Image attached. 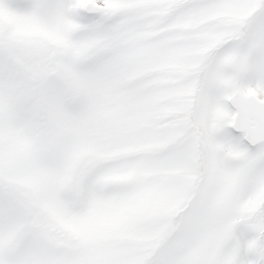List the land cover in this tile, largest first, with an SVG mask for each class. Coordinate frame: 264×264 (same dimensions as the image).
<instances>
[{"label":"snow or ice","instance_id":"obj_1","mask_svg":"<svg viewBox=\"0 0 264 264\" xmlns=\"http://www.w3.org/2000/svg\"><path fill=\"white\" fill-rule=\"evenodd\" d=\"M0 264H264V0H0Z\"/></svg>","mask_w":264,"mask_h":264}]
</instances>
